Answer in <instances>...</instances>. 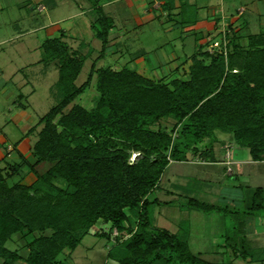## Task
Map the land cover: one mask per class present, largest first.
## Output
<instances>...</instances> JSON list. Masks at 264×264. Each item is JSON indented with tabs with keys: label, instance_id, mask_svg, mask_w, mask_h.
I'll list each match as a JSON object with an SVG mask.
<instances>
[{
	"label": "trees",
	"instance_id": "1",
	"mask_svg": "<svg viewBox=\"0 0 264 264\" xmlns=\"http://www.w3.org/2000/svg\"><path fill=\"white\" fill-rule=\"evenodd\" d=\"M90 1L97 12L92 28L102 47L87 79L76 82L91 51L74 49L60 36L47 38L42 60L58 67L51 87L57 102L37 122L41 127L31 148L36 161L19 153L20 159L0 166V264H64L60 254L73 251L87 234L113 239L107 256L120 264H216L191 250L184 223L177 232L153 223V206L173 200L151 193L171 161L188 160L189 152L214 160L200 145L206 138L214 141L217 131L230 134L251 159L264 160V33L242 43L238 31L228 27L225 52L222 44L210 51L208 43L183 62L184 76L165 80L145 54L97 67L114 20L100 0ZM93 79L98 96L87 108L75 100ZM169 119L174 120L171 128L160 124ZM135 152L140 157L131 161ZM42 161L50 166L39 173L35 164ZM26 169L36 174L34 182H11ZM262 191L254 190L242 213L264 208ZM180 203L182 209L224 216L239 211L195 196ZM234 228L226 237L231 243L234 233L240 237L234 256L264 264V247H251L245 232L237 224ZM15 235L24 241L20 250L7 246Z\"/></svg>",
	"mask_w": 264,
	"mask_h": 264
},
{
	"label": "rangeland",
	"instance_id": "2",
	"mask_svg": "<svg viewBox=\"0 0 264 264\" xmlns=\"http://www.w3.org/2000/svg\"><path fill=\"white\" fill-rule=\"evenodd\" d=\"M7 1L10 0H5V2ZM238 1L239 0H232L231 3L239 4ZM47 4L48 8L46 11L43 13H36L34 16L38 18L45 17L46 22L60 19L61 24L65 25V27L70 24V20L64 21V19H66L72 11H77L79 9L74 3H71V5H53L54 7L52 4H49V2H47ZM228 5L231 6L229 0L226 1V7H228ZM259 5L261 6L260 10L263 11L262 2L259 3ZM105 10L115 16L116 25L119 27L116 28L113 34L117 35L120 33V37L114 39L113 42L115 43L110 45L105 56L97 61L98 66H103L107 64L108 61H114L116 59H119L124 63L135 57L137 54L147 51V53H145L147 63H150L149 65L153 68V72L159 78L163 77L165 80H169L175 76H184L182 73L184 66L183 62L179 63V65L174 63L173 66L176 65L177 68L172 70L175 66H171L169 72L166 70V73L163 70L161 73V65H158L159 63L164 62L165 58L167 59V62L169 61L166 52H170L175 48L178 50L177 44L180 41V39L178 40V35L182 30L174 29L165 33L163 29L164 23L157 20L150 26H145L146 28L144 29L139 30L138 28H135V26H132V22L127 20V18L132 17V15L128 10L126 0H115L107 5ZM226 12L229 13L228 8H226ZM34 16L32 15L30 19L26 17L25 9L23 10L22 8H17L12 5L6 7L0 12V41L8 38L11 33L16 34L18 32L17 28L14 29L11 20L18 19V24H24L26 26L23 28L31 29V26H34V22L32 21V17ZM254 17L255 15L251 16L252 19H254ZM242 21L243 20L241 19L240 23H242ZM124 25L128 31L123 29ZM255 25L257 26V22L253 21V26ZM253 30L257 29L253 27ZM44 33L45 32L42 30H31L29 33H25L11 41L0 42V128H5L4 130L9 134L11 142L20 138L22 132L26 133L28 129L38 122L40 116L46 113L48 109L57 102V98L51 90V87L56 82L59 75L57 65L54 62L44 64L35 62L43 56V51L39 46L45 38ZM88 33V29H84L80 33V38L88 41V45L85 46L83 52L85 53L91 49L93 54L87 58L85 65L76 80L77 84H81L87 79L90 66L93 60L100 54L101 50V40L95 38L92 40V43L89 44L91 41L87 35ZM191 39H193V36ZM69 42L71 41L69 40ZM195 47L196 46H191L186 49L192 52L195 50ZM202 49L197 50V52L204 51V49ZM205 59L207 60V58ZM130 65L134 66V61H131ZM19 93L24 94L21 103L29 107L26 111L23 110L21 112L24 117L19 122H14L11 116L17 111L16 106L19 104L18 101H20V99H17L21 97V95L18 97ZM97 96L98 91L96 90L95 79H93L91 85L75 100V102L81 103L85 107L90 108L94 105ZM15 100L17 102H15ZM11 109L13 110L11 111ZM38 124L39 123L34 126V128L36 127L34 132H32L31 135H28L33 142L36 139L37 130L41 127V125L37 127ZM160 124L171 128L174 125V120L169 119L168 121H162ZM174 138L176 141L181 140L179 131H174ZM227 148H230L231 151L230 145L227 146ZM237 148V151L242 153V157L244 155L249 156V151L245 148H239L234 145L232 149L236 150ZM136 154L138 153L135 152L131 154V161L140 157L136 156ZM189 154H191L189 160L176 161L164 170L161 177L160 188L153 190L151 197H159L164 201L181 199L178 194L167 192V190H173V183L181 184L197 177L203 180L201 185L204 183L203 185H210L213 187L212 189H209L207 186L205 191L201 188H198L200 190L196 189L197 191L194 194H196L198 198H202V200L205 201H213L221 206H227L229 209H235L236 207L235 210L242 211L246 208L243 201L247 198L245 197L246 193L247 196L250 197L251 192L249 190L251 188L254 189L257 186L264 187V160L258 161L257 163L252 164L254 166L246 168L245 175L243 174L244 176H241L239 181H234L232 176L226 177L224 175V170L221 165L215 167L205 165L203 163L206 160L200 157L198 152H189ZM227 155L228 150L226 151V156ZM14 158L15 157H12L13 160ZM227 158H229V156H227ZM191 159L195 161H191ZM26 171L27 169L24 172L26 173ZM27 172L30 173L31 171L29 170ZM232 172L234 174L236 170H234L232 163H230L226 173L229 174ZM17 179L19 178L15 176L11 182L16 181ZM219 181L222 182L219 183ZM233 181L237 183L241 182L243 185L249 186L246 188V191H243V196H239L240 192L235 191V189L233 190L232 187H227V183H232ZM219 184L224 186V190L219 187ZM177 191L181 192L182 190ZM234 191L237 195L234 194ZM233 197H238L240 199L235 201L237 198L234 200ZM249 202H251V198H249ZM189 211V214L187 213L189 217L186 216L183 223L187 225L189 243L193 252L201 253L204 258L209 259L216 264H246V260L242 258H238L237 260L234 259L229 248H217L215 246V241H222L227 237V234H224L223 232L224 227L230 230V224L231 226H234V224H232L234 219H231L233 217L232 215L224 216L220 212H204L196 209H191ZM152 216L155 225L169 229H172L174 224L177 226L179 220L184 218L183 214H181L173 204L154 205ZM250 223H253L254 228V231H251L249 234L250 241H252L254 246L263 245L264 208L254 214V217L250 219ZM231 230L236 229L231 227ZM221 234L225 235V237H222ZM113 244V239L109 240L107 238L87 234L73 251L65 250L60 254L59 258L63 260L64 264H116L114 260L107 256L108 251ZM21 245H24V241L19 235L14 236V242L9 241L7 243V246L13 247L14 249L18 248L19 250L21 249ZM16 264L25 263L18 262Z\"/></svg>",
	"mask_w": 264,
	"mask_h": 264
},
{
	"label": "crops",
	"instance_id": "3",
	"mask_svg": "<svg viewBox=\"0 0 264 264\" xmlns=\"http://www.w3.org/2000/svg\"><path fill=\"white\" fill-rule=\"evenodd\" d=\"M114 1L115 0H100L99 2V4L103 8L104 13L111 16L114 20L113 27L110 29V32H109V42H108L107 50L108 48H110L111 44L115 43L113 42L114 39H116L117 37H120V33H118L117 35L113 34L116 28L119 27V26L117 27L116 25L115 16L105 10V7ZM226 1L227 0H126L128 10L130 11L132 15V17L127 18V20L132 22L133 24L132 26H135V28H138L139 30L150 26L156 20L162 21L164 23L163 29L165 33L170 32L174 29L182 30V32L178 35V40L180 39V41L177 44L178 50L175 48L174 50H171L170 52H166V56L169 61L167 62V59L165 58L164 62H161L158 64L159 66L161 65L160 66V68H162L160 69L161 73H162V70L166 73V70H168L169 72V68L173 66L174 63H177L176 65H179V63L184 62L189 56L197 52V50L202 49V48L205 49L208 43L212 41V39H215L218 37V35L220 34V28H221V13L224 14V19H225V22L227 23V27L229 28L232 27L235 31H238V33L240 34V37H241L240 40L242 43L247 42L249 35L264 33V12H263L264 10L263 11L260 10L261 6L259 5V3L262 2V6L264 9V0H239L238 1L239 4H236V3L232 4L231 3L232 0H229L231 6L228 5V7H226ZM47 2H49V4H52V6L61 5V4L71 5V3H74L79 9L77 11H72L68 15V17L64 19V21L70 20L69 21L70 24L65 27V25L61 24L60 19L50 20V22H46L45 17L38 18L34 16L36 13H43L44 11L47 10L48 8ZM10 5L15 6L17 8H22L23 10L25 9L26 17L30 19H31V16L33 15L34 17H32V21L34 22V26H31V29L23 28L26 26L24 24L23 25L18 24L19 23L18 19L11 20V23L14 26V29L17 28L18 32L16 34L11 33L8 38L0 41L1 43L5 41L8 42V41H11L12 39L18 38L21 35H24L25 33H29L31 30H37V31L42 30L45 32L44 33L45 38L40 43L39 47L41 49H42L43 42L47 38L60 36L64 41L68 43L70 47L74 49H79L83 52L85 46L88 45L87 44L88 41L80 38L81 31H83L84 29L89 30V33L87 34L91 41L89 42V44L92 43L93 39L95 38L99 39L95 37L94 30L92 28V23L97 18V12H96L94 5H92V2L90 0H10L7 2H5V0H0V12L3 11L6 7H9ZM226 8H228L229 13L226 12ZM240 10H242V14L237 15L238 11ZM252 15H255L254 19L251 18ZM241 19L243 20L242 23H240ZM253 21L257 22V26L256 25L253 26ZM253 27H255V29L257 30H253ZM123 29L127 30L125 25ZM192 36H193V39H191ZM69 40L71 42H69ZM191 42H192V45H191ZM191 46H196L195 50L192 52L186 49ZM88 51H91V49ZM116 51H119V50H116ZM145 53H147V51L137 54L132 59L136 58L139 55L145 54ZM92 54L93 53L90 52V56H92ZM105 54L103 55V57L105 56ZM42 58H39L35 62L43 63V64L46 63L42 60ZM98 60L99 59H97V61ZM115 61L122 62L121 60L116 59L114 61H108L107 64L115 62ZM176 65H174L175 67L173 66L174 68L172 70H175L177 68ZM23 96H24L23 93L18 94V97L20 98H18L17 100L20 99V101H18L19 104H17L16 106L17 111L13 113V115L11 116L14 122H19L24 117V115L21 112L23 110L26 111V109L29 107V106L27 107V105H26V108H23L21 106V104H23L21 103V99L24 98ZM15 102L17 101L15 100ZM12 110L13 109H11V111ZM4 129H5L4 127L2 129L0 128V138H1L0 139L1 140L0 141V152H1L0 166H4L6 164V160L9 161L12 159V157H15L14 160L12 159V161H16L20 159L19 153L24 154L25 157L28 159V161L34 164L36 159L33 156L32 151H31L32 144H33L32 139H30L31 137L29 136L23 137V133L25 132H22V135L19 138L21 139V141L15 147L13 145L14 141L11 142L9 134ZM5 145H6V148H5ZM229 145L231 147V151H230L231 153H230L229 158H227L226 151H227V146ZM234 145L238 147L234 143L233 138L230 134L217 131L216 138L214 139V141H212L209 138H206L200 145V148L202 149V151L207 149V152H208L207 156L214 157V160L212 161L206 160L204 161L203 164L208 165V166H213V167L221 165L224 170V175L226 177L232 176L234 181H239V179H241V176L245 175L246 168L250 166H254L252 164L257 163L258 161L251 159L250 156L244 155L242 157L241 156L242 153H239L237 151L238 148L236 150L232 149ZM5 151L7 152V155H5ZM190 156L191 154H189L188 158H190ZM176 161H187V160H173L168 164L167 168ZM191 161H195V160L191 159ZM230 163H232L234 170H236L234 174L233 172L229 174L226 173L227 168ZM49 166H50L49 162L42 161V162L35 164V169L37 170V172L43 173ZM27 171H29V169H27ZM27 171L26 173L25 172L23 173L22 177L21 176H16V177H18L23 183L31 184L32 182L35 181L37 176L34 173V171L30 170L31 171L30 173H28ZM234 181L232 183H227L228 185L227 187L228 188L232 187L233 190L235 189V191L240 192L239 196H243L242 195L243 191H246L247 190L246 188L249 186H245L241 182L237 183ZM160 182H159V185L155 189L160 188V184H161ZM201 182H203L202 179L195 177L185 183H181V184L173 183L172 184L173 190H167V192L178 194V196L181 198V199H173V203L171 204H173L174 207L177 208L181 214H183L184 218H181L179 220L177 226L176 224H174V226H172L173 227L172 229H169L166 227L164 228L172 232H177L181 226V223H183L185 217L188 216L190 212L189 209H182L180 207L181 205L180 202L184 201L186 196H195L198 198V196L194 194L196 193L197 190H200L198 188L203 189V191L207 189L206 188L207 186L209 189L213 188L210 185H203L204 183L201 185ZM221 182L222 181H219V183ZM188 183H193V186L191 185L189 188ZM219 187L222 188V190H224V186L222 184H219ZM257 187H262V186H257ZM256 188L254 189L251 188L249 190L251 192V196L253 195V192ZM262 188H263L262 195H263V200H264V187ZM177 190H182V191L180 192ZM235 191H234V194H236ZM251 196L248 197L246 193L245 197L247 198L243 200L246 207L248 206V204H250L249 198L252 199ZM236 198L237 200H235ZM199 199H202V198H199ZM233 199L235 201H238V199L240 198L233 197ZM160 200L164 201L163 199H160ZM208 202L215 203L213 201H208ZM158 204L163 205L164 203H158ZM235 209H232V210H235ZM232 216H233L232 219H234L233 220L234 226L237 224L240 227V230L245 232L246 237L251 247L253 248L264 247V244L260 246H256V245L254 246L252 244V241H250L251 239L249 237V234L251 231H254L253 223H250V219L254 217V214H244L240 210L237 213L232 214ZM234 226H231L230 224V230L224 227V230H223L224 234L225 233L227 234V231L236 232L237 230H231V227L234 228ZM221 235L222 237L223 236L225 237V235L223 234ZM239 238L240 237L236 236L234 233V235H232V239H233L232 243L226 242V239L224 238V240L222 241H215L216 242L215 246L217 248H221V247L229 248L230 253L233 254V258L237 260L238 258L234 256V253H235V248L240 246V242L237 243V240H239ZM114 261L116 264H120L116 260ZM245 263L248 264L246 261Z\"/></svg>",
	"mask_w": 264,
	"mask_h": 264
},
{
	"label": "built area",
	"instance_id": "4",
	"mask_svg": "<svg viewBox=\"0 0 264 264\" xmlns=\"http://www.w3.org/2000/svg\"><path fill=\"white\" fill-rule=\"evenodd\" d=\"M242 14V10L238 11V14L237 15H241ZM230 29L227 27V23L225 22V19H224V14L221 13V28H220V34L218 35L217 38L213 39L209 45H208V49L210 51L212 50H215V49H221V44L224 46V52L226 51L225 50V44H226V32L229 31ZM228 150V155L227 156H230V148H227ZM113 234H117V229H114V232Z\"/></svg>",
	"mask_w": 264,
	"mask_h": 264
},
{
	"label": "bare ground",
	"instance_id": "5",
	"mask_svg": "<svg viewBox=\"0 0 264 264\" xmlns=\"http://www.w3.org/2000/svg\"><path fill=\"white\" fill-rule=\"evenodd\" d=\"M137 155V154H136Z\"/></svg>",
	"mask_w": 264,
	"mask_h": 264
}]
</instances>
